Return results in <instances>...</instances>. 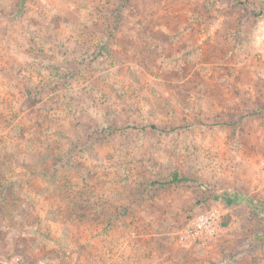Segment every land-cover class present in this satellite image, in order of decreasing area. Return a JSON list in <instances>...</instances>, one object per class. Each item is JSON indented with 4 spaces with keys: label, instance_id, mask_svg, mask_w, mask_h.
I'll return each instance as SVG.
<instances>
[{
    "label": "rangeland",
    "instance_id": "1",
    "mask_svg": "<svg viewBox=\"0 0 264 264\" xmlns=\"http://www.w3.org/2000/svg\"><path fill=\"white\" fill-rule=\"evenodd\" d=\"M0 264H264V0H0Z\"/></svg>",
    "mask_w": 264,
    "mask_h": 264
},
{
    "label": "built area",
    "instance_id": "2",
    "mask_svg": "<svg viewBox=\"0 0 264 264\" xmlns=\"http://www.w3.org/2000/svg\"><path fill=\"white\" fill-rule=\"evenodd\" d=\"M219 214L214 208L200 211L192 218L189 235L192 238H203L211 240L216 236Z\"/></svg>",
    "mask_w": 264,
    "mask_h": 264
}]
</instances>
